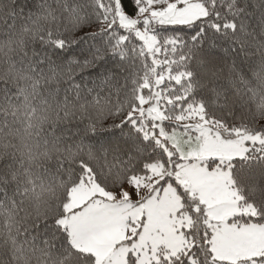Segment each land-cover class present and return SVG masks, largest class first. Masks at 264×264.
Segmentation results:
<instances>
[{"label": "snow or ice", "instance_id": "snow-or-ice-1", "mask_svg": "<svg viewBox=\"0 0 264 264\" xmlns=\"http://www.w3.org/2000/svg\"><path fill=\"white\" fill-rule=\"evenodd\" d=\"M0 264H264V0H0Z\"/></svg>", "mask_w": 264, "mask_h": 264}]
</instances>
